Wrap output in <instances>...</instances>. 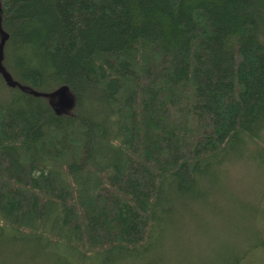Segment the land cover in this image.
I'll use <instances>...</instances> for the list:
<instances>
[{
  "label": "trees",
  "instance_id": "trees-1",
  "mask_svg": "<svg viewBox=\"0 0 264 264\" xmlns=\"http://www.w3.org/2000/svg\"><path fill=\"white\" fill-rule=\"evenodd\" d=\"M0 6V264L161 262L165 225L248 166L223 264H264V0Z\"/></svg>",
  "mask_w": 264,
  "mask_h": 264
},
{
  "label": "rangeland",
  "instance_id": "rangeland-1",
  "mask_svg": "<svg viewBox=\"0 0 264 264\" xmlns=\"http://www.w3.org/2000/svg\"><path fill=\"white\" fill-rule=\"evenodd\" d=\"M260 176L261 172L252 166L224 173L218 193L214 192L208 201L193 202L185 217L178 216L172 224L165 225L152 251L162 255L161 262L155 264H223L229 252L227 246L235 247L244 227L252 228L248 215L257 205L252 193L259 186Z\"/></svg>",
  "mask_w": 264,
  "mask_h": 264
},
{
  "label": "water",
  "instance_id": "water-1",
  "mask_svg": "<svg viewBox=\"0 0 264 264\" xmlns=\"http://www.w3.org/2000/svg\"><path fill=\"white\" fill-rule=\"evenodd\" d=\"M1 11V6H0ZM4 42V41H3ZM3 52V43L0 47V55L2 56ZM53 95L57 98V100L53 103V107L56 112L61 113L64 110L71 109L75 104V99L71 95L69 88L67 86H62L57 89Z\"/></svg>",
  "mask_w": 264,
  "mask_h": 264
}]
</instances>
